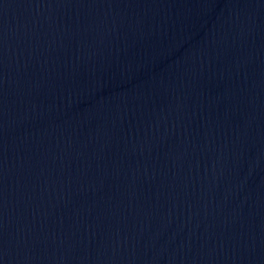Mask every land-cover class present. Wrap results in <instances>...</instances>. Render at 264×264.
Masks as SVG:
<instances>
[{
  "label": "water",
  "instance_id": "water-1",
  "mask_svg": "<svg viewBox=\"0 0 264 264\" xmlns=\"http://www.w3.org/2000/svg\"><path fill=\"white\" fill-rule=\"evenodd\" d=\"M0 264H264V0H0Z\"/></svg>",
  "mask_w": 264,
  "mask_h": 264
}]
</instances>
